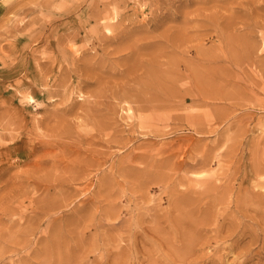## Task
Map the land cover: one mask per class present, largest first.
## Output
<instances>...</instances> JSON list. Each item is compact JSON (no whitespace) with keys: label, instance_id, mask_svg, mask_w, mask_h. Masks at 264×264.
<instances>
[{"label":"rangeland","instance_id":"obj_1","mask_svg":"<svg viewBox=\"0 0 264 264\" xmlns=\"http://www.w3.org/2000/svg\"><path fill=\"white\" fill-rule=\"evenodd\" d=\"M263 24L264 0H0V264H111L154 215L192 220L189 263L264 264Z\"/></svg>","mask_w":264,"mask_h":264},{"label":"bare ground","instance_id":"obj_2","mask_svg":"<svg viewBox=\"0 0 264 264\" xmlns=\"http://www.w3.org/2000/svg\"><path fill=\"white\" fill-rule=\"evenodd\" d=\"M61 1V0H60ZM64 3V2H63ZM60 7H61V5H60ZM59 7V8H60ZM41 10V9H40ZM113 11V10H112ZM211 13V12H210ZM213 13V12H212ZM37 15V14H36ZM75 15V14H74ZM73 15V16H74ZM106 15V14H105ZM212 15V14H211ZM69 16V15H68ZM109 16V15H108ZM75 17H76V15H75ZM213 17V16H212ZM40 18H41V16H40ZM104 19V18H103ZM106 19V18H105ZM28 21H29V19H28ZM47 22H49L48 20H46ZM46 21H45V23H46ZM54 21V20H53ZM19 22V21H18ZM40 23V22H39ZM44 23V22H43ZM44 23V24H45ZM20 24V23H19ZM41 24V23H40ZM94 24V23H93ZM32 24H30L29 26H31ZM99 25V24H98ZM97 25V26H98ZM106 25V24H105ZM105 25H102V26H105ZM264 25V24H263ZM28 26V27H29ZM34 26V25H33ZM55 26V25H54ZM107 26V25H106ZM112 26V25H111ZM35 27V26H34ZM31 29V28H30ZM45 29V28H44ZM108 29H109V27H108ZM25 30V29H24ZM47 30V29H46ZM29 31V30H28ZM33 31V30H32ZM54 31V30H53ZM105 31V30H104ZM37 32V31H36ZM50 32H51V30H50ZM24 33V32H23ZM28 34V33H27ZM142 35V34H141ZM143 36H145V35H143ZM235 36V35H234ZM41 37V36H40ZM65 37V36H64ZM148 37V36H147ZM159 37V36H158ZM47 38V37H46ZM45 38V39H46ZM143 38V37H142ZM236 38V37H235ZM144 39V38H143ZM150 39V38H149ZM169 39H170V37H169ZM241 39V38H240ZM69 40H71V39H69ZM132 40H134V39H132ZM139 40V39H138ZM146 40H148V38H146ZM152 40V39H151ZM155 40V39H154ZM41 41V40H40ZM39 41V42H40ZM67 41H68V39H67ZM177 41V40H176ZM133 42V41H132ZM132 42H131V44H132ZM135 42V41H134ZM136 42H137V39H136ZM140 42V41H139ZM138 42V43H139ZM141 42H144V41H141ZM33 43V42H32ZM128 43V42H127ZM36 44V43H35ZM128 44H130V43H128ZM136 43H134V45H135ZM26 45V44H25ZM30 45H32V44H30ZM29 45V48L31 47ZM127 45V44H126ZM133 45V44H132ZM132 45H131V47H132ZM137 45V44H136ZM135 45V46H136ZM69 46V45H68ZM125 46V45H124ZM23 47V46H22ZM36 47V46H35ZM127 46H125V48H126ZM134 47V46H133ZM132 47V48H133ZM23 49H25L24 47H23ZM32 49V48H31ZM31 49H29V50H31ZM35 49V48H34ZM37 49V48H36ZM57 49H58V47H57ZM134 49V48H133ZM132 49V50H133ZM136 49V48H135ZM245 49V48H244ZM66 50V49H65ZM69 50V49H68ZM67 50V51H68ZM107 50V49H106ZM122 50V49H121ZM120 50V51H121ZM125 50H129L128 48L127 49H125ZM56 51V50H55ZM58 51V50H57ZM110 51V50H109ZM117 51V50H116ZM21 52H22V50H21ZM20 52V53H21ZM31 52V51H30ZM32 52H33V50H32ZM31 52V53H32ZM37 52V51H36ZM71 52H72V50H71ZM105 52H107V51H105ZM123 52V51H122ZM126 52V51H125ZM124 52V53H125ZM163 52V51H162ZM245 52H246V50H245ZM42 53H43V51H42ZM58 53V52H57ZM66 53V52H65ZM114 53V52H113ZM116 53V52H115ZM147 53V52H146ZM151 53V52H150ZM160 54H162L161 53V50H160V52H159ZM136 54V53H135ZM134 54V55H135ZM144 54V53H143ZM200 54V53H199ZM243 54H244V52H243ZM247 54V53H246ZM35 55H36V53H35ZM40 55H41V53H40ZM64 55V54H63ZM117 55V54H116ZM170 55H171V53H170ZM14 56V55H13ZM49 56V55H48ZM50 56H51V54H50ZM66 56V55H65ZM111 56H113V55H111ZM115 56V55H114ZM157 56V55H156ZM155 56V57H156ZM163 56V55H162ZM173 56V55H172ZM243 56V55H242ZM107 57H109V56H107ZM141 58L143 57V56H140ZM147 57V56H146ZM159 57V56H158ZM164 57H166V56H164ZM179 57V56H178ZM135 58V57H134ZM140 58V59H141ZM152 58H154V57H152ZM162 58V57H161ZM161 58H159V59H161ZM176 58H177V55H176ZM36 59V58H35ZM38 59V58H37ZM36 59V60H37ZM43 59V58H42ZM138 59H139V57H138ZM145 59V58H144ZM143 59V60H144ZM155 59V58H154ZM171 60H170V62H172V57L170 58ZM178 59V58H177ZM236 59V58H235ZM11 60V59H10ZM18 60V59H17ZM62 60V59H61ZM63 60H64V58H63ZM156 60H157V58H156ZM165 60H167V59H165ZM169 60V59H168ZM179 60V59H178ZM177 60V61H178ZM51 61H53V60H51ZM50 61V62H51ZM111 61V60H110ZM132 61V60H131ZM160 61V60H159ZM179 61H181V60H179ZM4 62H5V60H4ZM11 62H12V60H11ZM15 62V61H14ZM54 62V61H53ZM140 62V61H139ZM144 62V61H143ZM158 62V61H157ZM175 62H176V59H175ZM9 63H10V61H9ZM132 63V62H131ZM130 63V64H131ZM165 63L167 64V62L165 61ZM164 63V64H165ZM183 63V62H182ZM187 63V62H186ZM13 64V63H12ZM53 64V63H52ZM163 64V63H162ZM163 64V65H164ZM168 64H169V61H168ZM4 65V64H3ZM6 65V64H5ZM10 65V64H9ZM115 65V64H114ZM118 65V64H117ZM139 65V64H138ZM156 65V64H155ZM158 65V64H157ZM159 65H160V63H159ZM198 65V64H197ZM263 65V64H262ZM11 66V65H10ZM116 66V65H115ZM189 66V65H188ZM201 66V65H200ZM206 66V65H205ZM204 66V67H205ZM143 67V66H142ZM147 68H148V66H146ZM159 67V66H158ZM164 68L166 67V66H163ZM162 67V68H163ZM264 67V66H263ZM6 68H8V67H6ZM57 68H58V66H57ZM114 68V67H113ZM112 68V69H113ZM137 68V67H136ZM147 68H146V71H147ZM190 68V67H189ZM200 68H202V67H200ZM9 69V68H8ZM46 69V68H45ZM59 69V68H58ZM111 69V71L113 72V70ZM133 69V68H132ZM142 69V68H141ZM140 69V70H141ZM167 69V68H166ZM192 69H193V67H192ZM191 69V70H192ZM206 69H207V67H206ZM20 70V69H19ZM139 70V71H140ZM155 70V69H154ZM188 70V69H187ZM196 70V69H195ZM194 70V71H195ZM4 71V70H3ZM52 71V70H51ZM110 71V72H111ZM136 71V70H135ZM149 71V70H148ZM152 70H150V72H151ZM207 71V70H206ZM205 71V72H206ZM70 72V71H69ZM89 72V71H88ZM87 72V73H88ZM118 72H119V70H118ZM141 72V71H140ZM191 72V71H190ZM93 73V72H92ZM133 73V72H132ZM154 73H156V72H154ZM153 73V74H154ZM178 73H179V71H178ZM52 74V73H51ZM69 74V73H68ZM135 74V73H134ZM133 74V75H134ZM137 74V73H136ZM140 74V73H139ZM149 74V73H148ZM151 74V73H150ZM152 74V75H153ZM193 74H194V72H193ZM263 74V73H262ZM49 75H50V73H49ZM48 75V76H49ZM101 75V74H100ZM151 75V76H152ZM159 75V74H158ZM198 75V74H197ZM47 76V77H48ZM86 76V75H85ZM129 76H132V75H129ZM142 76H143V74H142ZM154 76V75H153ZM156 76V75H155ZM168 76V75H167ZM192 76V75H191ZM201 76V75H200ZM21 77V76H20ZM161 77V76H160ZM166 77V76H165ZM177 77V76H176ZM194 77V76H193ZM52 78V77H51ZM84 78V77H83ZM107 78V77H106ZM122 78H123V76H122ZM133 78V77H132ZM142 78V77H141ZM141 78H138V79H140L141 80ZM152 78V77H151ZM153 78H155V77H153ZM167 78V77H166ZM165 78V79H166ZM175 78V77H174ZM206 78V77H205ZM16 79V78H15ZM49 79V78H48ZM54 79V78H53ZM53 79H52V81H53ZM70 79V78H69ZM105 79V78H104ZM108 79V78H107ZM107 79L105 80V81H107ZM118 79V78H117ZM116 79V80H117ZM129 79V78H128ZM143 79V78H142ZM148 79V78H147ZM147 79H145V80H147ZM156 79V78H155ZM155 79H153V80H155ZM45 80V79H44ZM71 80V79H70ZM69 80V81H70ZM124 80V79H123ZM145 80H144V83H145ZM150 80V79H149ZM163 80V79H162ZM171 80V79H170ZM169 80V81H170ZM16 81V80H15ZM18 81V80H17ZM16 81V82H17ZM20 81V80H19ZM18 81V82H19ZM104 81V82H105ZM111 81V80H110ZM119 81H122V79H120ZM118 81V82H119ZM151 81V80H150ZM168 81V80H167ZM197 81H198V79H197ZM15 82V83H16ZM35 82V81H34ZM50 82H51V80H50ZM108 82V81H107ZM118 82H115V83H118ZM140 82V81H139ZM123 83V82H122ZM121 83V84H122ZM161 83V82H160ZM197 83V82H196ZM47 85H48V83H46ZM147 84V83H146ZM145 84V85H146ZM149 84V83H148ZM147 84V85H148ZM15 85V84H14ZM100 85H102V84H100ZM112 85H113V83H112ZM118 85V84H117ZM123 85V84H122ZM131 85H132V83H131ZM144 85V84H143ZM144 85V86H145ZM99 86V85H98ZM97 86V87H98ZM115 86V85H114ZM121 86V85H120ZM151 86V84H149V86H147L148 88ZM165 86V85H164ZM168 86V85H167ZM45 87H46V85H45ZM106 87H108V85L106 86ZM117 88H118V86H116ZM136 87V86H135ZM146 87V86H145ZM42 88V87H41ZM47 88H48V86H47ZM101 89V87H98V88H96V89ZM114 88V87H113ZM116 88V89H117ZM122 88V87H121ZM121 88H119V90H122ZM115 89V88H114ZM164 90H165V88H163ZM167 89V88H166ZM102 90V89H101ZM147 90V89H146ZM96 91V90H95ZM100 91V90H99ZM105 91H106V89H105ZM141 91V90H140ZM143 91H144V89H143ZM68 92H69V90H68ZM103 92V91H102ZM107 92H108V89H107ZM123 92V91H122ZM142 92V91H141ZM150 92V91H149ZM148 92V93H149ZM95 93V92H94ZM98 93V92H97ZM108 93H110V89H109V92ZM125 93H127V92H125ZM146 93H147V91H146ZM81 94V93H80ZM79 94V95H80ZM101 94V93H100ZM106 94V93H105ZM104 94V95H105ZM116 94V93H115ZM119 94H120V92H119ZM134 94V93H133ZM174 94H175V92H174ZM22 95V94H21ZM68 95V94H67ZM93 95V94H92ZM96 95H98V94H96ZM108 95V94H107ZM110 95H111V93H110ZM121 96H122V94H120ZM124 96H125V94H123ZM129 95H130V93H129ZM131 95H132V93H131ZM25 96V95H24ZM24 96L22 95L21 97L22 98H24ZM69 96V95H68ZM71 96V95H70ZM81 96H83V95H81ZM87 96V95H86ZM101 96V95H100ZM127 96V95H126ZM146 96V95H145ZM144 96V97H145ZM148 96V95H147ZM146 96V97H147ZM174 96V95H173ZM173 96H172V98H173ZM85 97V96H84ZM130 97V96H129ZM135 97V96H134ZM143 97V98H144ZM145 97V98H146ZM49 98V97H48ZM47 98V99H48ZM67 98V97H66ZM81 98V97H80ZM102 98V97H101ZM104 98V97H103ZM151 98V96L149 97V99L148 100H151L150 99ZM25 99V98H24ZM23 99V100H24ZM28 99V98H27ZM46 99V100H47ZM56 99V98H55ZM54 99V100H55ZM58 99V98H57ZM83 99V98H82ZM115 99V98H114ZM136 100V98H133V100ZM89 100V99H88ZM107 100V99H106ZM105 100V101H106ZM111 100H113L112 98H111ZM24 101H26L27 102V100H24ZM52 101V100H51ZM50 101V102H51ZM87 101V100H86ZM94 101H95V99H94ZM124 101V100H123ZM132 101V100H131ZM98 102V101H97ZM112 102V101H111ZM116 102V101H115ZM134 102V101H133ZM137 102V101H136ZM88 103V102H87ZM108 103V102H107ZM110 103V102H109ZM152 103V102H151ZM171 103V102H170ZM86 104V103H85ZM84 104V105H85ZM112 104V103H111ZM77 105H78V103H77ZM88 105H90V104H88ZM93 105V104H92ZM99 105V104H98ZM116 105H117V103H116ZM136 105V104H135ZM64 106V105H63ZM70 106V105H69ZM87 106V105H86ZM100 106H102V105H100ZM113 106V105H112ZM121 106H124V105H121ZM157 106H159V104L157 105ZM59 107V106H58ZM114 107H116V106H114ZM95 108V107H94ZM98 108V107H97ZM117 108V107H116ZM135 108V107H134ZM78 109V108H77ZM85 109V108H84ZM124 109V108H123ZM76 110V109H75ZM75 110H74V112H75ZM88 110V109H87ZM121 110V109H120ZM133 110H135V109H133ZM2 111V110H1ZM62 111L63 112H66L67 110L65 109V110H63L62 109ZM83 111V110H82ZM89 111V110H88ZM73 112V113H74ZM51 113H53V112H51ZM75 113H77V112H75ZM80 113V112H79ZM96 113V112H95ZM111 113V112H110ZM4 114V113H3ZM49 114V113H48ZM53 114H55V113H53ZM87 111H86V116H87ZM99 114V113H98ZM122 114V113H121ZM45 116H46V114H44ZM44 116V117H45ZM50 116V115H49ZM51 117H53L52 115H51ZM74 117H75V115H74ZM82 117V116H81ZM93 117V116H92ZM122 117V116H121ZM120 117V118H121ZM56 118V117H55ZM54 118V119H55ZM83 118H86L85 116H83ZM90 118V117H89ZM106 118H109V119H111L110 117H105V119ZM53 119V118H52ZM52 119H51V121H52ZM64 119V118H63ZM91 119V118H90ZM93 119V118H92ZM94 119L96 120V118L94 117ZM126 119V118H125ZM125 119H124V121H125ZM161 119V118H160ZM48 120V119H47ZM47 120H46V122H47ZM50 120V119H49ZM48 120V121H49ZM58 120V119H57ZM62 120V119H61ZM102 120H103V118H102ZM44 121V120H43ZM55 121V120H54ZM62 121H64V120H62ZM62 121H60V122H62ZM75 121V120H74ZM73 121V122H74ZM96 121H98V120H96ZM123 121V120H122ZM56 122V121H55ZM55 122H52L53 124H55ZM70 122V121H69ZM76 122V121H75ZM91 122H94V121H91ZM104 122V121H103ZM109 122V121H108ZM150 122V121H149ZM112 123V122H111ZM53 124H50V125H53ZM74 124V123H73ZM77 124V123H76ZM50 125H48L51 129H53V126H50ZM91 125V124H90ZM47 126V127H48ZM56 124H55V128H56ZM61 126H62V124H61ZM64 126H66L65 124H64ZM63 127V126H62ZM62 127H60V131L56 134V138L58 139V140H63V138H70L71 136H72V133H71V131L68 129V128H65V129H62ZM68 127V126H67ZM71 127V126H70ZM75 127V126H74ZM54 128V129H55ZM54 129L53 130H51V133L52 134H54L52 131H54ZM62 129V130H61ZM45 130H47V128L45 129ZM49 130V129H48ZM75 130H76V128H75ZM26 131V130H25ZM47 132H49L50 133V131H47ZM49 133H45L46 135L45 136H47ZM51 133H50V135H51ZM240 133V132H239ZM106 135L108 134V133H105ZM17 135V134H16ZM19 136V135H18ZM52 137H54V135H51ZM260 136V135H259ZM98 137V136H97ZM261 137V136H260ZM19 138V137H18ZM48 138V137H47ZM51 138V137H50ZM83 139H82V141H84V142H87V138L86 137H82ZM88 138H93V136L92 135H90ZM103 138V137H102ZM105 139V138H104ZM114 139V138H113ZM256 140V139H255ZM254 140V141H255ZM57 141V140H56ZM124 141V140H123ZM122 141V142H123ZM38 142H40V141H38ZM107 142V141H106ZM48 143V142H47ZM54 143V142H53ZM114 143H115V141H114ZM60 143H58V144H56V145H59ZM89 144V143H88ZM116 144V143H115ZM125 144V143H124ZM54 145V144H53ZM122 146H123V144H122ZM77 147V146H76ZM117 147H118V145H117ZM126 148V147H125ZM231 149V148H230ZM96 150V149H95ZM124 150V149H123ZM64 151V150H63ZM55 153H56V151H55ZM64 153H66L65 151H64ZM251 153V152H250ZM52 155H53V153H52ZM51 155V156H52ZM56 155V154H55ZM228 155V154H227ZM252 155H254V154H252ZM251 155V156H252ZM106 156V155H105ZM48 157H50V156H48ZM76 158V157H75ZM125 158V157H124ZM51 159H53V158H51ZM80 159V158H79ZM90 159V158H89ZM252 159V158H251ZM34 160V159H33ZM40 160V159H39ZM62 160V159H61ZM129 159H127V161H128ZM255 160V159H254ZM93 161V160H92ZM96 161H97V159H96ZM125 161H126V159H125ZM39 163V162H38ZM94 163V162H93ZM118 163V162H117ZM116 163V164H117ZM122 163V162H121ZM251 163H252V160H251ZM124 164V163H123ZM126 164V163H125ZM253 164V163H252ZM251 164V165H252ZM52 166H53V164H52ZM55 166V165H54ZM102 167V166H101ZM139 167V166H138ZM86 168V167H85ZM94 168H97V167H94ZM257 168V170H258V167H256ZM98 169V168H97ZM252 169V168H251ZM261 169V168H260ZM45 170H47V169H45ZM58 170V169H57ZM261 170H263V169H261ZM55 171V170H54ZM83 171V170H82ZM148 171V170H147ZM174 171H175V169H174ZM260 171V170H259ZM86 172V171H85ZM112 172V171H111ZM110 172V173H111ZM55 173V172H54ZM116 173V172H115ZM256 173V172H255ZM255 173H253V174H255ZM243 174V173H242ZM27 175V174H26ZM29 175H31V174H29ZM62 175V174H61ZM83 175V174H82ZM85 175V174H84ZM121 175H123L122 173H121ZM152 175V174H151ZM182 175V174H181ZM256 175V174H255ZM257 175H259V174H257ZM262 175H264V174H262ZM12 176V175H11ZM56 176H58L57 174L55 175V177L54 178H56ZM66 176V175H65ZM80 176V175H79ZM85 176H87V174L85 175ZM174 175H172L171 176V178L173 177ZM261 176V175H260ZM259 176V177H260ZM13 177V176H12ZM21 177V176H20ZM31 177V176H30ZM36 177V176H35ZM70 177V176H69ZM84 176H82V178H83ZM183 177V176H182ZM237 177V176H236ZM258 177V176H257ZM256 177V178H257ZM15 178V177H14ZM33 178V177H32ZM53 178V177H52ZM54 178H53V180H54ZM58 178V177H57ZM60 178H62V177H60ZM63 178H64V176H63ZM78 178V177H77ZM80 178V177H79ZM169 178V177H168ZM184 178V177H183ZM264 178V177H263ZM47 179V178H46ZM49 179V178H48ZM69 179H71V178H69ZM68 179V180H69ZM123 179H124V177H123ZM259 179V178H258ZM43 180V179H42ZM81 180V179H80ZM170 180V179H169ZM9 181V180H8ZM25 181V180H24ZM73 181V180H72ZM76 181V180H75ZM74 181V182H75ZM168 181V180H167ZM186 181V180H185ZM220 181V180H219ZM242 181V180H241ZM23 182V181H22ZM30 182H31V180H30ZM158 182H160V180H158ZM178 182V184H179V181H177ZM191 182V181H190ZM258 182V181H257ZM68 183H70V182H68ZM78 183V182H77ZM83 183V182H82ZM153 183V182H152ZM161 183V182H160ZM186 183V182H185ZM193 183V182H192ZM205 183V182H204ZM221 183V182H220ZM220 183H217V184H220ZM251 183V182H250ZM71 184V183H70ZM102 184V183H101ZM162 184V183H161ZM163 184H165V183H163ZM191 184V183H190ZM208 184V183H207ZM234 184V183H233ZM257 185H258V183H256ZM256 184H255V187H256ZM260 184V183H259ZM264 184V183H263ZM11 185V184H10ZM9 185V186H10ZM167 185V184H166ZM205 186H206V184H204ZM210 185H211V183H210ZM262 185V184H261ZM69 186V185H68ZM165 186V185H164ZM163 186V187H164ZM173 186V185H172ZM191 186V185H190ZM196 186V185H195ZM214 186V184L212 185V187ZM229 186V185H228ZM264 186V185H263ZM186 187V186H185ZM184 187V188H185ZM191 187H193V185L191 186ZM211 187V188H212ZM227 187V186H226ZM225 187V188H226ZM261 187V186H260ZM53 188V187H52ZM175 187L173 186V189H174ZM202 188H203V185H202ZM205 188V187H204ZM204 188H203V190H204ZM210 188V190H212ZM215 189H216V187H214ZM214 188H213V190H214ZM220 188V187H219ZM98 189H100V188H98ZM167 189V188H166ZM169 189H171V188H169ZM178 189V188H177ZM198 189V188H197ZM252 189V188H251ZM255 189H257V188H255ZM263 189V188H262ZM172 190V189H171ZM180 190V189H179ZM188 190V189H187ZM199 190V189H198ZM198 190H196V191H198ZM208 191H209V187H208V189H207ZM212 190V191H213ZM218 190V189H217ZM184 191H186V190H183L182 192H184ZM190 191H192V188H191V190ZM201 191V190H200ZM212 191H210V192H212ZM220 191V190H219ZM167 192V191H166ZM171 192H175V190L173 191H171ZM179 192V191H178ZM194 192V191H193ZM201 192H203V191H201ZM201 192H199V193H201ZM204 192H206V189H205V191ZM228 192V191H227ZM177 192H175L174 193V196H175V194H176ZM196 193V192H195ZM198 193V192H197ZM198 193V194H199ZM230 193V192H229ZM244 193V192H243ZM162 194H163V191H162ZM180 194V193H179ZM183 194V193H182ZM189 194V193H188ZM197 194V195H198ZM207 194H209V193H207ZM166 195V194H165ZM196 195V196H197ZM201 195V194H200ZM5 196V195H4ZM17 196V195H16ZM26 196V195H25ZM177 196V195H176ZM181 196V195H180ZM193 196V195H192ZM196 196H194V197H196ZM199 196V195H198ZM198 196H197V198H198ZM202 196H203V194H202ZM204 196H206L205 194H204ZM219 196V195H218ZM2 197V196H1ZM186 197V196H185ZM189 197V196H188ZM191 197V196H190ZM213 197V196H212ZM217 197V196H216ZM18 198V197H17ZM172 198V197H171ZM200 198V197H199ZM215 198V197H214ZM3 199V198H2ZM7 199V198H6ZM12 199V198H11ZM23 199V198H22ZM160 199V198H159ZM196 199V198H195ZM208 199V198H207ZM206 199V200H207ZM219 199H221V198H219ZM172 200H173V198H172ZM189 200V199H188ZM192 200V199H191ZM203 200V199H202ZM160 201V200H159ZM171 200H169V202H170ZM195 201H197V200H195ZM211 201V200H210ZM93 202V201H92ZM201 202V201H200ZM216 202V201H215ZM161 203V202H160ZM202 203V202H201ZM155 204H157V203H155ZM182 204V203H181ZM181 204H175V206H173V209H175L176 208V211L174 210V212H177V214L176 215H178L179 213H182V211H183V209H185L184 207L185 206H183V205H181ZM195 204H197V203H195ZM198 204H200V203H198ZM198 204H197V206H198ZM212 204V203H211ZM237 204V203H236ZM170 205V204H169ZM14 206V205H13ZM159 206V205H158ZM189 206H191V205H189ZM194 206V205H193ZM212 206V205H211ZM94 207H95V205H94ZM155 207V206H154ZM175 207V208H174ZM215 207V206H214ZM171 208V207H170ZM198 208V207H197ZM250 208V207H249ZM137 209V208H136ZM252 209V208H251ZM151 210V209H150ZM158 210V209H157ZM168 210V209H167ZM170 211V210H169ZM187 211V210H186ZM198 211V210H197ZM106 212H108V211H106ZM137 212V211H136ZM136 212H135V214H136ZM148 212H149V210H148ZM188 212V211H187ZM150 213V212H149ZM160 213V212H159ZM163 213V212H162ZM206 213V212H205ZM106 214H108V213H106ZM105 214V215H106ZM113 214V213H112ZM154 214V213H153ZM174 213H172L171 215H173ZM198 214V213H197ZM102 215V214H101ZM109 215V214H108ZM113 215H115V214H113ZM134 215V214H133ZM170 215V216H171ZM180 215V214H179ZM91 216H93V215H91ZM116 216H117V214H116ZM115 216V217H116ZM119 216V215H118ZM118 216L116 217V219H118ZM123 216V215H122ZM126 216H128V215H126ZM131 217V216H130ZM133 217V216H132ZM173 217L174 216H171V219H172V221H174V219H173ZM178 217V216H177ZM91 218V217H90ZM121 218V217H120ZM179 218H182V217H179ZM41 219V218H40ZM40 219H38V221L40 220ZM123 219V218H122ZM128 219H130L129 217H128ZM134 219V218H133ZM132 219V220H133ZM161 219L162 218H160V217H158L157 215H154V216H149V221H144V219H140V218H138V217H136V219H135V222H134V225H133V227H131V228H129V227H127V226H124L125 228L123 229V230H121L122 232H121V234H119V235H121L122 236V238L123 239H128L130 242H129V244L127 243V241H126V243H127V245L126 246H124L123 247V245H122V247L123 248H120V249H116V250H113V251H115V253H111V251H109L108 252V250H107V252H104V253H107V255H108V257H110L109 256V254L108 253H110V254H112L113 256H114V261L111 263V264H195V262L194 263H189L190 262V259L191 260H198V259H196V257L194 256V252L197 250V248L198 247H201L202 248V246H204V241L202 240V241H200L198 238H196L197 237V235H196V233H192V230L190 229V227H188V226H190L189 224L192 222V220L190 221L189 219H188V222L186 223L187 225H184V223H182L183 221H181L180 219H177V220H179V221H176L175 220V222H171V221H169L170 223H171V225L169 224V223H166L165 225H163V224H161L162 222H161ZM86 220V219H85ZM91 221H92V218L90 219ZM94 220V219H93ZM187 220V219H186ZM165 221V220H164ZM215 221V220H214ZM118 222V221H117ZM149 222H151L152 224H149ZM166 222V221H165ZM11 223V222H10ZM123 223V222H122ZM209 223V222H208ZM212 223V222H211ZM93 224V223H92ZM121 224V223H120ZM125 224V223H124ZM133 224V223H132ZM198 224H200V222H198L197 224H196V227L197 226H199ZM202 224V223H201ZM206 224V223H205ZM60 225V224H59ZM89 225H91V223H89ZM34 226V225H33ZM85 226H86V224H85ZM204 226V225H203ZM84 227V226H83ZM23 228V227H22ZM85 228L86 227H84V230H85ZM89 228V227H88ZM167 228H170V229H167ZM211 228V227H210ZM28 229V228H27ZM121 229V228H120ZM119 229V230H120ZM222 229V228H221ZM14 230H16V229H14ZM79 230V229H78ZM82 230V229H81ZM83 230V231H84ZM13 232V231H12ZM33 232V231H32ZM67 232V231H66ZM75 232H77V230H75ZM10 233V232H9ZM58 233V232H57ZM83 233V232H82ZM81 233V234H82ZM164 234V236H163V234ZM16 234H17V232H16ZM28 234V233H27ZM78 235V234H77ZM83 235H84V233H83ZM123 235H125V238L123 237ZM8 236V235H7ZM100 236V235H99ZM102 236V235H101ZM214 236V235H213ZM76 237H78V236H76ZM75 237V238H76ZM82 237L83 236H81V239H82ZM94 236H92L91 238H93ZM104 237V236H103ZM108 239H109V237L108 236H106ZM8 238H10V237H8ZM12 238V237H11ZM23 238V237H22ZM90 238V239H91ZM95 238V237H94ZM107 238H105V239H107ZM111 238V237H110ZM119 238H121V237H119L118 236V238H117V240H119ZM138 239V240H135V241H133V239ZM14 239V238H13ZM24 239V238H23ZM54 239H55V237H54ZM85 239V238H84ZM89 239V238H88ZM122 239V240H123ZM211 239V238H210ZM222 239V238H221ZM11 240V239H10ZM53 240V239H52ZM79 240V239H78ZM78 240H75V241H77V243H78ZM94 240V239H93ZM100 240H101V237H100ZM115 240H116V238H115ZM2 241V240H1ZM59 241V240H58ZM106 242H107V244H108V241L107 240H105ZM124 241V240H123ZM213 241V240H212ZM85 242V241H84ZM96 243V241H93V243ZM101 242H102V240H101ZM104 242V241H103ZM206 242V241H205ZM209 242V241H208ZM69 243V242H68ZM87 243H92V242H89V240H88V242ZM125 243V242H124ZM125 243V244H126ZM131 243V244H130ZM63 244V243H62ZM106 244V245H107ZM110 244V243H109ZM208 244V243H207ZM68 245V244H67ZM74 245V244H73ZM79 245V244H78ZM77 245V246H78ZM90 245V244H89ZM89 245L87 244V246L89 247ZM94 245V244H93ZM96 245V244H95ZM61 246V245H60ZM91 246V245H90ZM109 246H111V245H109ZM118 246V244L116 243V247ZM120 246V245H119ZM197 246V248H195ZM92 247H94V246H92ZM103 247V246H102ZM107 247V246H106ZM105 247V248H106ZM112 247H114V245L112 246ZM121 247V246H120ZM162 247H166V249H167V251H165V252H162ZM95 249H96V247H94ZM99 248H100V246H99ZM108 248V247H107ZM106 248V249H107ZM90 250L92 249V248H89ZM165 249V248H164ZM4 250V249H3ZM97 250V249H96ZM101 250V249H100ZM104 250V249H103ZM214 250V249H213ZM222 250V249H221ZM10 251V250H9ZM11 251H12V249H11ZM10 251V252H11ZM84 251H86V250H84ZM104 251H106V250H104ZM204 251V250H203ZM202 251V253H204ZM56 252H57V250H56ZM97 252V251H96ZM200 253H201V251H199ZM58 253V252H57ZM82 253H83V250H82ZM81 253V254H82ZM90 253V252H89ZM91 253H92V251H91ZM90 253V254H91ZM3 254V253H2ZM66 254V253H65ZM85 254H87V252L85 253ZM99 254H101V251H100V253ZM202 255V254H201ZM200 255V256H201ZM220 255V254H219ZM70 256V255H69ZM75 256H77V255H75ZM75 256H73V257H75ZM83 256H84V254H83ZM94 256V255H93ZM96 256V255H95ZM94 256V257H95ZM102 257V255H99V260L100 261H102L101 260V257ZM105 256H106V254H105ZM139 256H142L141 257V259L140 260H142V258H143V256H146L145 258H147V261L146 260H144L145 262H138V261H136L135 259H137ZM154 256H156L155 258H154ZM189 256H190V259H189ZM206 256H207V254H206ZM213 256V255H212ZM2 257V256H1ZM58 257V256H57ZM85 257V256H84ZM97 257V256H96ZM215 257V256H214ZM221 257V256H220ZM106 258V257H105ZM219 258V257H218ZM43 259V258H42ZM78 259H80V257L78 258ZM84 259H87V258H84ZM103 259V258H102ZM111 259H113V257H111L110 258V261H111ZM203 259H204V257H203ZM212 259H213V257H212ZM221 258H219V260H220ZM73 260H76L75 262H77V258H75V259H73ZM83 260V259H82ZM88 260V259H87ZM91 260L93 261V258H91ZM98 260V259H97ZM108 260V259H107ZM200 260V259H199ZM81 261V260H80ZM96 261V260H95ZM99 261V262H100ZM41 262V261H40ZM82 262H84V261H82ZM87 262V261H86ZM90 262V261H89ZM105 262H106V260H105ZM198 262V261H197ZM92 263V262H91ZM95 263V262H94ZM107 263H109V262H107ZM60 264V263H59ZM85 264V263H84ZM98 264V263H97ZM99 264H106V263H104V262H101V263H99Z\"/></svg>","mask_w":264,"mask_h":264}]
</instances>
